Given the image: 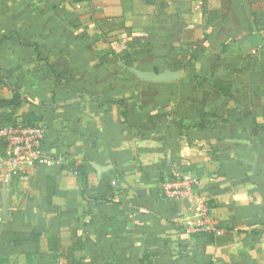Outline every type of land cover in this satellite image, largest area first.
Wrapping results in <instances>:
<instances>
[{
	"label": "crops",
	"instance_id": "1",
	"mask_svg": "<svg viewBox=\"0 0 264 264\" xmlns=\"http://www.w3.org/2000/svg\"><path fill=\"white\" fill-rule=\"evenodd\" d=\"M177 45L191 66H169ZM0 80V98L14 90L47 127L56 162L22 192L0 188V233L39 235L38 251L0 246V264H264V0H133L128 13L0 0ZM209 110L222 120L192 128ZM68 161L88 174L84 199ZM174 168L200 182L202 232L185 226L189 201L160 194ZM73 237L84 248L68 256Z\"/></svg>",
	"mask_w": 264,
	"mask_h": 264
},
{
	"label": "built area",
	"instance_id": "2",
	"mask_svg": "<svg viewBox=\"0 0 264 264\" xmlns=\"http://www.w3.org/2000/svg\"><path fill=\"white\" fill-rule=\"evenodd\" d=\"M46 132L42 125L0 127V188L22 192L36 170L50 169L55 165V160L43 146ZM199 184L190 171L182 172L176 168L159 184L164 197L191 203V217L185 226L195 232H202L206 228L207 207L198 193ZM110 186L115 189L116 181L113 180ZM214 233L219 236L221 231L214 230Z\"/></svg>",
	"mask_w": 264,
	"mask_h": 264
},
{
	"label": "trees",
	"instance_id": "3",
	"mask_svg": "<svg viewBox=\"0 0 264 264\" xmlns=\"http://www.w3.org/2000/svg\"><path fill=\"white\" fill-rule=\"evenodd\" d=\"M119 1H120L121 11L123 13L131 12L133 0H119ZM170 53L172 55V58L168 61V64L174 69H179L184 66H191L192 62L196 60V55L193 52L190 55H188L187 51L184 52L182 48H180L179 50L171 49ZM47 67H48V70L53 75L55 86H60L61 84H63V80H66V79H63L58 73H56L53 67L49 65H47ZM23 103L24 101L21 99L19 94L16 93L14 90L11 91V95L9 99L0 98V127L14 126L15 124L42 125L46 129V131H48L46 126L39 123L40 120L38 116L30 112H26V113L23 112L19 115L17 114V111L22 107ZM83 106H84V103L81 101H78L75 106L78 111H81L80 112L81 114L83 113L81 110ZM70 108L72 110H75L73 107H69V109ZM218 118L221 119L219 115L217 114L216 110H213V111L209 110L207 112H202L200 114L199 123L196 125H193L192 128H196L200 130L205 129V128H211L216 124ZM178 125H179V128L185 129L184 126L180 122H178ZM44 141H45V138L43 140V146H44ZM67 168L69 172L75 176L76 185L78 187L80 197L84 199V191L88 187V174L84 170L83 166H80L73 161H68ZM168 176H164L163 178H161L159 184L163 182L166 178H168ZM159 191H160V194L163 196L160 188H159ZM29 242H32L33 245L35 246V250L38 251L39 235H37L34 231L30 233H22V232L0 233V246L9 245L12 247H19ZM83 248H84V245L82 244V242L79 239H76L73 237L72 247L71 249L68 250L67 254L68 256H72V253H74L75 251L82 250Z\"/></svg>",
	"mask_w": 264,
	"mask_h": 264
},
{
	"label": "water",
	"instance_id": "4",
	"mask_svg": "<svg viewBox=\"0 0 264 264\" xmlns=\"http://www.w3.org/2000/svg\"><path fill=\"white\" fill-rule=\"evenodd\" d=\"M136 74L140 79L146 80V81H151V82H168L172 78H174V76L168 72H165L159 76H154L150 73L149 74L136 73ZM3 211H4V214L7 213L6 205H4Z\"/></svg>",
	"mask_w": 264,
	"mask_h": 264
},
{
	"label": "rangeland",
	"instance_id": "5",
	"mask_svg": "<svg viewBox=\"0 0 264 264\" xmlns=\"http://www.w3.org/2000/svg\"><path fill=\"white\" fill-rule=\"evenodd\" d=\"M189 37L190 38H195L194 36H191V35ZM180 48H182L181 45H177V46L174 47L175 50H179ZM184 52H186V51L184 50ZM187 54L190 55L191 53L188 52ZM17 114H19V110L17 111Z\"/></svg>",
	"mask_w": 264,
	"mask_h": 264
}]
</instances>
